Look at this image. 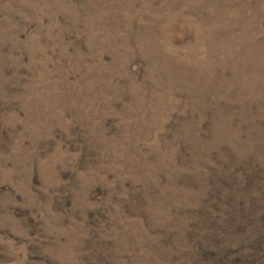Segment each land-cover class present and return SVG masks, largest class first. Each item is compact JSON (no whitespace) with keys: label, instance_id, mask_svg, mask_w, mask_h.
<instances>
[{"label":"rangeland","instance_id":"obj_1","mask_svg":"<svg viewBox=\"0 0 264 264\" xmlns=\"http://www.w3.org/2000/svg\"><path fill=\"white\" fill-rule=\"evenodd\" d=\"M0 264H264V0H0Z\"/></svg>","mask_w":264,"mask_h":264}]
</instances>
